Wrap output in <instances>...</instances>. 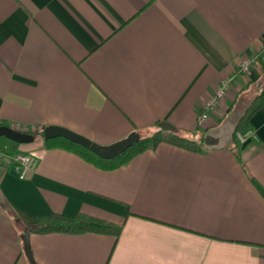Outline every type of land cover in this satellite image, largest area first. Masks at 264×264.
I'll list each match as a JSON object with an SVG mask.
<instances>
[{
	"label": "crops",
	"instance_id": "crops-1",
	"mask_svg": "<svg viewBox=\"0 0 264 264\" xmlns=\"http://www.w3.org/2000/svg\"><path fill=\"white\" fill-rule=\"evenodd\" d=\"M263 43L264 0H0V120L102 144L158 121L205 133L262 89ZM230 75L199 128L200 107ZM251 121L256 136L238 139L239 156L233 137L203 151L162 141L103 169L42 137L26 148L38 161L24 179L4 158L1 192L20 220L0 205V264H264V104ZM54 211L122 231L26 229Z\"/></svg>",
	"mask_w": 264,
	"mask_h": 264
},
{
	"label": "trees",
	"instance_id": "trees-1",
	"mask_svg": "<svg viewBox=\"0 0 264 264\" xmlns=\"http://www.w3.org/2000/svg\"><path fill=\"white\" fill-rule=\"evenodd\" d=\"M264 104V85L260 92H258L242 112L239 118L236 119V130L233 134L231 143L229 144L232 149L236 151L239 156V140L236 133L240 131H246L252 127L251 118L255 112ZM161 121L156 122L152 130L146 134H140V139L125 148L121 153L112 157H102L90 148L83 144L68 139L64 136H55L51 138H44L43 129L46 125L37 126L35 129L28 130L33 133L34 136L43 137L46 147H61L67 150L73 151L82 156L86 161L93 163L94 165L103 169H114L123 164L128 163L134 156L145 151L149 148L157 147L162 141L170 142L174 145L184 147L194 151H203L207 148L203 146V133L197 138L191 136L189 133L196 132L195 130H182L175 127L174 130H166L160 125ZM0 124L11 125L10 123L0 120ZM12 126V125H11ZM21 129V127L19 128ZM19 142L13 141L8 137L0 136V150L5 153H13L19 150ZM5 145L7 146L5 148ZM8 164L0 159V175L2 172L8 169ZM8 202V201H7ZM9 205V203L7 204ZM9 212L14 219L20 220L18 213L14 210L12 205L8 207ZM122 224L114 223L105 218L98 216L78 213L76 215H67L61 212H51L43 215L37 221L27 224V230L41 233L48 232H70V233H83L89 230L97 233L112 234L118 237L122 231Z\"/></svg>",
	"mask_w": 264,
	"mask_h": 264
},
{
	"label": "water",
	"instance_id": "water-1",
	"mask_svg": "<svg viewBox=\"0 0 264 264\" xmlns=\"http://www.w3.org/2000/svg\"><path fill=\"white\" fill-rule=\"evenodd\" d=\"M236 121L234 120H226L222 125L207 130L205 133H203V146L206 148H214V147H223L225 146L229 140L233 137V134L236 130ZM160 125L166 129V130H174L175 125L168 122V121H161ZM44 132V138H51L55 136H64L68 139H71L73 141L79 142L83 144L84 146L90 148L92 151L96 152L102 157H112L114 155H117L124 151L125 148H128L130 145L135 143L140 139V133L137 131L130 132L127 136L118 139L116 141H113L108 144H102L98 143L96 141H93L85 135H82L80 133H77L69 128L63 127L59 125H46L43 129ZM6 136L9 139H12L16 142H30L35 139V136L33 133L29 131H24L18 128H15L11 125L6 124H0V136ZM0 188V205H2L5 208H8L9 205L3 192H1ZM23 243H24V249L26 252V255L33 261L34 255L32 251V245L30 240V232L25 231L22 233Z\"/></svg>",
	"mask_w": 264,
	"mask_h": 264
},
{
	"label": "built area",
	"instance_id": "built-area-1",
	"mask_svg": "<svg viewBox=\"0 0 264 264\" xmlns=\"http://www.w3.org/2000/svg\"><path fill=\"white\" fill-rule=\"evenodd\" d=\"M262 49L264 50V43L262 46ZM251 60L250 58H245L240 68L242 71H248L251 66ZM233 76H227L222 79H219V82L217 83L216 87L214 88L212 94L210 97L204 102L203 106L200 107L198 111L197 116V124L199 125V128H207L210 124V120L214 118L213 113H215V110H217V105L221 97L225 96L227 94L228 90H230L232 86ZM20 125V124H19ZM20 128V126L16 127ZM22 130V129H21ZM24 130V129H23ZM28 131V130H24ZM237 138L243 142L248 137L256 136V133L252 128L247 129L246 131H238L236 133ZM7 146L5 145V148ZM3 155V158H6L8 161L7 163H10L11 167H13L20 178L27 177L30 171L35 169V165L37 164L38 158L34 153L26 152L22 150H17L13 153H5L0 150V156Z\"/></svg>",
	"mask_w": 264,
	"mask_h": 264
},
{
	"label": "rangeland",
	"instance_id": "rangeland-1",
	"mask_svg": "<svg viewBox=\"0 0 264 264\" xmlns=\"http://www.w3.org/2000/svg\"><path fill=\"white\" fill-rule=\"evenodd\" d=\"M195 131H196V132H191V133H189V134H190L191 136L197 138L199 135H201V133H203L201 130L199 131V129H196ZM146 133H147V132H145V133H143V134H146ZM40 139H42L41 136H36L35 139L32 140V141H30V142H21V143L19 142L17 148H18L19 150H22V151L30 152V151L27 150L26 148H28V147H34V146L36 145V143H37L38 141H40ZM33 153H36L35 150H34ZM0 159H1V160L4 159V158H3V155L0 156Z\"/></svg>",
	"mask_w": 264,
	"mask_h": 264
}]
</instances>
